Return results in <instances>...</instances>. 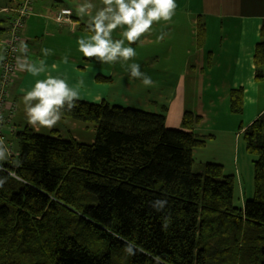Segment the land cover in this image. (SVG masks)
<instances>
[{
  "label": "trees",
  "instance_id": "16d2710c",
  "mask_svg": "<svg viewBox=\"0 0 264 264\" xmlns=\"http://www.w3.org/2000/svg\"><path fill=\"white\" fill-rule=\"evenodd\" d=\"M205 36L199 17L198 47ZM254 61L261 82L264 38ZM230 101L241 115L244 92L232 90ZM63 117L94 124V143L24 127L14 132L18 154L0 164L8 177L0 188V264H264V115L244 133L257 158L255 194L244 209L234 203L235 177L194 158L206 145L194 131L199 115L187 111L172 128L163 113L77 100ZM157 199L167 201L162 211L151 206ZM126 242L139 249L134 256Z\"/></svg>",
  "mask_w": 264,
  "mask_h": 264
},
{
  "label": "crops",
  "instance_id": "0c3cea01",
  "mask_svg": "<svg viewBox=\"0 0 264 264\" xmlns=\"http://www.w3.org/2000/svg\"><path fill=\"white\" fill-rule=\"evenodd\" d=\"M22 1H0V65L6 54L5 42L9 39L13 11ZM84 2L34 0L30 6L32 14L21 30V42L27 45V52L19 55L26 56L37 67L39 61H44L46 71L33 76L18 67L9 87V105H13L14 111L8 110L3 135L14 141V153L19 152L14 132L24 127L87 144L95 140L94 124L71 118L62 117L52 129L37 130L28 124L23 96L25 91L32 90L37 80L51 74L66 78L70 87L83 81L78 88L79 100L93 103L107 101V92L119 82L123 92L150 97L145 101L146 106L154 110H149L151 112L165 114L168 127L181 128L187 111L201 117L194 131L206 140V145L194 150V158L197 163L220 164L226 175L235 177V191L239 192L242 205H238L236 199L234 203L244 209L245 203L254 197L246 194L248 184L254 185L257 159L247 152L244 133L264 115V78L261 82L256 80L254 61L256 46L264 38V0H176L171 21L153 23L150 31L135 44L125 40L124 46L133 47L136 55L131 60H118L113 64H101L79 51L77 41L92 35L79 28L87 25L89 19L87 15L81 18L77 14L78 5ZM89 2L94 5L90 11L93 16L104 7L102 0ZM61 8L71 10V22L56 19ZM199 17L206 26L202 47H198L196 41ZM122 31V28L113 31L112 39H123ZM160 36L163 39H159ZM42 49L51 51L45 56ZM133 63L139 64L140 71L151 77V86L131 76L129 66ZM235 89L244 92L241 115L231 112L230 95ZM10 159L9 155L0 164Z\"/></svg>",
  "mask_w": 264,
  "mask_h": 264
},
{
  "label": "clouds",
  "instance_id": "9594fccd",
  "mask_svg": "<svg viewBox=\"0 0 264 264\" xmlns=\"http://www.w3.org/2000/svg\"><path fill=\"white\" fill-rule=\"evenodd\" d=\"M104 7L91 15L90 11L94 5L85 0L83 4L78 5L77 14L83 18L89 17L87 22V31L93 33L88 39L80 38L79 51L84 57L95 58L101 64H113L118 60L128 61L135 57L136 51L133 47H125V40L129 44H135L139 38L146 32H149L153 23L161 20L171 21L174 10L177 7L176 0H102ZM127 26L124 28V26ZM117 28H122L121 35L123 39L113 40L112 32ZM159 39H163L160 36ZM20 51L26 53L27 45L21 42ZM50 49H42L45 56L50 53ZM65 62L67 58L65 57ZM17 65L21 70H26L33 76L40 75L46 71L45 62L39 61V67L36 64L24 58H17ZM131 76L135 79H141L145 86H151L153 81L151 77L140 71V65L133 63L129 66ZM83 81L80 82L82 84ZM78 84L70 87L66 78L60 76L47 75L46 79L37 80L35 86L30 91H25L23 103L28 124L39 130L40 128L52 129L62 119L65 111H72L79 100L80 94ZM10 153L2 138H0V161H6ZM16 167H20V162H13ZM2 170V166H0ZM9 176L21 183L27 181L18 176L15 172H10ZM8 177H0V188H3ZM167 205L166 200L157 199L152 202V207L157 211H162ZM170 223V217H165L162 228L167 229ZM137 249L134 242H126L124 251L129 256H134ZM159 261V257H154Z\"/></svg>",
  "mask_w": 264,
  "mask_h": 264
},
{
  "label": "built area",
  "instance_id": "2783aa9c",
  "mask_svg": "<svg viewBox=\"0 0 264 264\" xmlns=\"http://www.w3.org/2000/svg\"><path fill=\"white\" fill-rule=\"evenodd\" d=\"M31 0H23L19 8L14 11V16L11 21V28L9 39L6 41V55L1 61V79H0V138L3 139L5 146L9 150L10 156L13 155V142L7 140L4 135H1V127L5 121V115L8 116V112L11 113L14 111L13 105H9V96H8V85L13 80L15 74V69L17 66V58L20 57L19 48L21 45V40L19 36L20 28L22 27L23 14H25V8L30 4ZM28 9V8H26ZM68 11V10H65ZM63 11L60 12L57 16L59 21H63V15H68L69 12ZM70 14H71V10ZM20 17V18H18ZM6 113V114H5Z\"/></svg>",
  "mask_w": 264,
  "mask_h": 264
},
{
  "label": "rangeland",
  "instance_id": "374dc122",
  "mask_svg": "<svg viewBox=\"0 0 264 264\" xmlns=\"http://www.w3.org/2000/svg\"><path fill=\"white\" fill-rule=\"evenodd\" d=\"M1 1V0H0ZM34 0H31L30 4L26 7L28 9L25 8V14H23V18L22 19V27L26 24V21L28 19L29 16H31L32 14V11L30 9V6L32 4ZM16 10V8L14 9V11ZM65 10H68L66 8H61L58 12H57V15H56V19H57V16L58 14ZM13 11V12H14ZM65 12H69L68 15H63V22H71V14H70V11H65ZM4 16H7V14H4ZM20 18V17H18ZM58 20V19H57ZM59 21V20H58ZM62 22V21H60ZM22 27L20 28V31H19V36H20V40H23L22 39V36H21V30H22ZM126 45V44H125ZM19 52L20 51V48H19ZM6 55V54H5ZM0 79H1V74H0ZM12 82H10V84L8 85L9 87L11 86ZM9 87H8V91L9 92ZM1 89V88H0ZM147 98H150V97H146V96H137L135 93L133 92H123V87H121L120 83L118 82L117 85L113 86L112 87V90L111 92H107V102L110 104V105H119V106H124V107H132V108H137V109H142V110H145V111H154L152 110L151 108H148L146 106V99ZM83 101V100H82ZM15 104V103H14ZM150 111V112H151ZM154 113H157V112H154ZM5 118L8 119V116L5 115ZM5 119V120H6ZM36 133V132H35ZM40 134V133H39ZM76 136L77 134L74 133ZM60 137V136H59ZM81 137V136H80ZM77 141V140H76ZM95 141V140H94ZM79 142V141H78ZM81 143H84V142H81ZM84 144H87V143H84ZM237 188V187H236ZM248 197L250 196H253L254 195V185L253 184H248V193L246 194ZM239 197V192L235 191V199H236V203L238 205H242V202L241 200L238 198Z\"/></svg>",
  "mask_w": 264,
  "mask_h": 264
}]
</instances>
